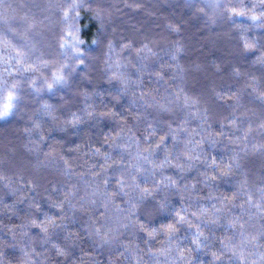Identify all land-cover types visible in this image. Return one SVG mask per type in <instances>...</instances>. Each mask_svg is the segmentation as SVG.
<instances>
[{
    "label": "trees",
    "instance_id": "trees-1",
    "mask_svg": "<svg viewBox=\"0 0 264 264\" xmlns=\"http://www.w3.org/2000/svg\"><path fill=\"white\" fill-rule=\"evenodd\" d=\"M0 264H264V0H0Z\"/></svg>",
    "mask_w": 264,
    "mask_h": 264
},
{
    "label": "snow or ice",
    "instance_id": "snow-or-ice-1",
    "mask_svg": "<svg viewBox=\"0 0 264 264\" xmlns=\"http://www.w3.org/2000/svg\"><path fill=\"white\" fill-rule=\"evenodd\" d=\"M12 99H13V97L11 95H9V97H8V103H6L4 105L3 115H5V116L8 114V112H9V110L11 108V101H12Z\"/></svg>",
    "mask_w": 264,
    "mask_h": 264
}]
</instances>
